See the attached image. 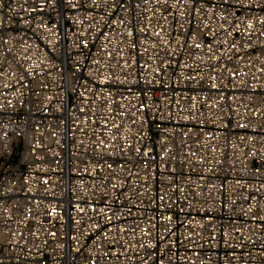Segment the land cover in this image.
Segmentation results:
<instances>
[{
	"label": "built area",
	"instance_id": "1",
	"mask_svg": "<svg viewBox=\"0 0 264 264\" xmlns=\"http://www.w3.org/2000/svg\"><path fill=\"white\" fill-rule=\"evenodd\" d=\"M0 264H264V0H0Z\"/></svg>",
	"mask_w": 264,
	"mask_h": 264
},
{
	"label": "snow or ice",
	"instance_id": "2",
	"mask_svg": "<svg viewBox=\"0 0 264 264\" xmlns=\"http://www.w3.org/2000/svg\"><path fill=\"white\" fill-rule=\"evenodd\" d=\"M249 26H251V25H249ZM197 47H199V45H197ZM168 219L170 220V219H171V217L169 216V217H168Z\"/></svg>",
	"mask_w": 264,
	"mask_h": 264
}]
</instances>
